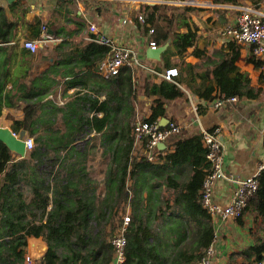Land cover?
Segmentation results:
<instances>
[{
  "label": "trees",
  "instance_id": "1",
  "mask_svg": "<svg viewBox=\"0 0 264 264\" xmlns=\"http://www.w3.org/2000/svg\"><path fill=\"white\" fill-rule=\"evenodd\" d=\"M248 1L260 8L262 0ZM214 2L239 4V0ZM18 3L13 2L12 8ZM194 9L165 2L140 3L145 22L139 15L135 19L143 38L152 27L155 31L150 37L158 45L168 43L161 55L166 67L179 68L172 57H184L191 47L192 53L203 59L200 63L186 62L185 69L179 68L177 82H157L152 74L138 80L136 69L125 66L119 74L102 78L97 87L92 86L95 93L84 99V106L73 109L76 118L66 117L64 130L53 126L52 131L49 127L45 133H37V124L51 126V114L46 113L44 118L38 114L39 109L54 104L42 102L36 84L17 82L22 71H12L9 66L19 54L15 49L20 44L19 22L0 6V117L5 106L22 107L24 117L14 120L12 129L18 133L26 130L35 141L27 156L16 160L17 154L0 140V264H26L25 254L32 237L47 245L34 264H111L112 239L127 207L131 221L126 232L124 264H201L215 234L212 216L201 198L203 181L210 169L203 136L195 134L177 140L174 150L161 149L157 160L145 153H134L133 128L140 92L153 98L151 114L144 119L154 121L167 115L171 101L186 95L182 88L185 78L180 77L185 70L192 79H215L216 84L202 83L196 90L190 86L192 94L208 102L223 95L253 99L264 88L253 86L248 73L240 70L237 63L242 59L241 45L235 40L227 42L232 52L218 60L197 46L199 27L191 19ZM71 20L74 25L52 24L54 36L65 34L57 48L73 44L80 35L78 43L84 47L79 54L81 66L93 77H100V65L111 47L85 39L87 22L82 15L75 14ZM33 23L36 29L32 39L39 38L41 20ZM244 60L258 69L264 66V59L252 51ZM6 66L7 71L3 69ZM10 76L14 82L8 88L6 78ZM261 78L264 80V72ZM102 95L106 96L103 100ZM88 108L95 114L86 116L84 111ZM97 112L103 115L98 116ZM93 130L101 133V155L106 159L102 180L88 169L90 147L95 146L87 137ZM259 181L245 210L259 221L258 237L240 252L244 264L264 260V171ZM27 187L29 194L25 196Z\"/></svg>",
  "mask_w": 264,
  "mask_h": 264
},
{
  "label": "crops",
  "instance_id": "2",
  "mask_svg": "<svg viewBox=\"0 0 264 264\" xmlns=\"http://www.w3.org/2000/svg\"><path fill=\"white\" fill-rule=\"evenodd\" d=\"M16 1L19 3L12 8L13 2ZM140 3L154 4L141 0H14L12 2L0 0V6L6 8L10 18L17 19L19 22L17 36L20 44L15 47L19 54L9 67L12 71H22V78L17 82L22 83V85L36 84L35 88L42 102L52 101L54 104V106L45 105L39 109L38 114L44 118H47L46 113L51 114V126L47 123L45 125L43 123L37 124V133H45L49 127L52 131L53 126L64 130L66 117L76 118L73 109H79L81 104L84 106V99L91 93H95L92 86L96 85L97 87V82H102V78L107 77L103 76L100 71L98 73L100 77H93L86 67L81 66L79 54L84 47L78 43L81 39L80 35L76 36V41L73 44L63 45L61 49L57 47L45 48L38 53H32L26 49L23 41L32 39L36 29L33 25L34 20L40 19L42 28L43 26L48 28L49 25L48 30L53 34V23L64 27L74 25L71 17L75 14L82 15L87 22L84 30L86 40H89L87 37L89 36L90 25L95 24L99 33L112 39L116 44L133 48L148 67L163 73L166 69L175 66L166 67L161 61L162 54L159 59L148 55L147 50L150 48L148 40L140 35L135 21L136 17L141 14ZM246 4L252 3L248 1ZM259 5L264 11V0ZM234 6L227 5L225 8L231 9ZM198 11V8H195L191 12L192 23L199 27L197 46L205 49L207 56L217 60L222 55L231 53L232 50L227 45L230 40L220 36V30L223 26L218 30H213L212 25L206 24L208 22L206 17H212L211 23H213L219 17L218 12H209V9L202 12ZM230 14L231 12L227 13L228 18ZM61 35L62 37L65 36L64 33ZM192 52L193 48L191 47L184 57L174 55L171 60L173 64H179L180 67L177 65L179 70L185 69L186 62L200 63L203 61L201 57ZM250 53L251 49L248 46L241 45L242 59L237 64L242 72L248 73L253 86L264 88V80L261 78L264 66L258 69L253 64L247 63L244 58ZM9 67L6 66L3 69L7 71ZM187 73L185 70L180 75V77L185 78L182 88L186 95L171 101L167 107V115L163 117L166 120H174L180 123L182 134L166 148L173 151L177 140L201 134L202 128L211 130L215 126H220L221 137L226 150L225 167L227 173L234 180H238L257 172L259 165L264 162V91L256 98L239 97L238 101H226L221 107L213 108L208 101L199 99L198 95L192 94L190 86L196 90L202 83L216 84L215 79L205 81L200 77L192 79V75L187 76ZM148 75L151 74H148L147 71L136 70L138 80H143ZM233 75L234 73L231 74V76ZM152 76H154L155 81L160 82L161 78H155L156 76L153 74ZM6 79L7 86L10 88L14 80L11 76ZM141 90L143 91V89ZM105 97L102 95L100 99L103 100ZM81 98H83L82 101H80ZM152 100L153 98L140 92L139 101L146 105L141 111L143 114L140 113L142 117H148L151 114ZM193 102H198V117L194 114ZM24 114L22 107L5 106L0 117V127L12 129L13 121L22 119ZM84 114L92 116L95 111L90 112L88 108ZM97 115L102 116L103 113L97 112ZM72 124L73 122L69 125ZM89 132L91 133L87 139L90 145L95 147L97 145L100 148L101 133L95 130ZM203 146H205L204 143ZM16 154V160L22 158V155ZM87 163L90 165V160ZM103 165L102 173L106 167V159ZM103 178L104 174L98 177L100 180ZM236 187V182L218 181L214 192L215 200L220 203H228L233 197ZM28 189L27 187L25 196L29 194ZM257 224L259 221H256L255 215L249 211L244 214L241 221L229 219L222 222L216 242L219 264H244L245 259L240 252L258 237ZM46 250V243L40 238L32 237L29 240L26 253L38 258Z\"/></svg>",
  "mask_w": 264,
  "mask_h": 264
},
{
  "label": "built area",
  "instance_id": "3",
  "mask_svg": "<svg viewBox=\"0 0 264 264\" xmlns=\"http://www.w3.org/2000/svg\"><path fill=\"white\" fill-rule=\"evenodd\" d=\"M143 2H165L174 5H190L195 8L201 7H222L227 4H216L211 0H141ZM239 10L233 23H227L220 30L221 38L235 40L242 46H248L251 51L258 57L264 59V11L252 4H240L236 6ZM215 8V7H214ZM142 23L145 17L139 14ZM154 28H150L146 36L150 48H157L160 45L156 43L150 36L154 33ZM89 40L97 41L111 47L108 56L102 61L99 71L105 77L114 76L120 73L125 66L134 67L147 71L148 74H154L158 78L170 81H176L179 76L177 67L166 69L163 73L148 67L139 57L138 52L129 46L116 44L112 39L104 36L96 30V25L91 24L89 28ZM63 38L51 34L46 26L42 28V35L39 38L27 39L23 41V45L32 53H38L45 48H56L61 46ZM22 44V42H21ZM181 86V85H180ZM237 95L217 98L209 105L213 108H219L226 101H238ZM198 102H193L194 114L198 117ZM14 135H18L13 129L9 128ZM134 131V153L136 149H140L142 153L147 154L151 159L156 160L160 153L158 145L165 143L166 147L173 144L182 134V126L180 123L160 118L154 121H147L144 117L138 115L136 119ZM201 135L203 143L207 148V160L210 169L204 178L201 193L204 207L210 212L215 234L212 243L207 248L201 259V264H219L216 242L219 237V229L223 221L229 219H238L243 217L248 206L250 198L259 188V177L264 171V162L259 165L258 171L244 178L234 180L226 171L225 167V144L221 137V127L215 126L213 129L202 128ZM26 152L33 149L35 145L34 137L27 135L25 138ZM229 180L237 183L234 195L228 203H220L215 200L214 192L218 181ZM129 210V209H128ZM127 210V211H128ZM130 211V210H129ZM131 221V214L123 215V222L119 226L112 239L114 244V258L111 264H124L126 261V232ZM36 258L34 255L25 254L26 264H34ZM263 261L259 264H262Z\"/></svg>",
  "mask_w": 264,
  "mask_h": 264
},
{
  "label": "rangeland",
  "instance_id": "4",
  "mask_svg": "<svg viewBox=\"0 0 264 264\" xmlns=\"http://www.w3.org/2000/svg\"><path fill=\"white\" fill-rule=\"evenodd\" d=\"M211 1L213 3H215L214 0H211ZM247 2H248V0H239V2H238L239 4L225 3L227 5H235L234 8H231V9H229L228 7H226V8L222 7V9H216V8H214L216 6H214V7H201V8H198V10H199L198 12H202V11H205L208 9L210 10L209 12H211V11H214V13L218 12L219 17L213 23H211L212 17H206V20L208 21L206 24L212 25L213 30H215V29L218 30L222 26H225L227 23H233L235 21L234 18H236L237 14L239 13L236 6H238L240 4H246ZM249 2H251V1H249ZM229 12H231V14H230V17L228 18L227 13H229ZM155 78H158V77L156 76ZM145 107H146V105L144 104V102L141 103V101L138 100V102H137V114L142 116L143 113L141 111H143ZM140 113H142V114H140ZM90 148L91 149H90V154H89V160L91 163H90V165H88V167L91 170L93 175L98 176V177L102 176L104 174V173H102V170L104 167L103 163L105 161V157L101 155V153H102V150L100 149L101 147L99 148L96 145V147H90ZM135 151H136V154L142 153V151L140 149H136ZM26 154H28V152ZM127 209H129V208L127 207ZM128 213L131 214V211L126 210L124 215H126Z\"/></svg>",
  "mask_w": 264,
  "mask_h": 264
},
{
  "label": "water",
  "instance_id": "5",
  "mask_svg": "<svg viewBox=\"0 0 264 264\" xmlns=\"http://www.w3.org/2000/svg\"><path fill=\"white\" fill-rule=\"evenodd\" d=\"M8 1L12 2L14 0H8ZM167 46H168V43H165L163 45H160L157 48H149L147 50V53L149 56L159 59L160 55L165 51ZM27 135H28V132L24 129L20 130V132L16 136L12 133V131L9 128L0 127V140L3 141L11 151L22 155V157L25 156L26 154L25 138ZM158 147L160 149H165L166 144L160 143ZM262 264H264V260Z\"/></svg>",
  "mask_w": 264,
  "mask_h": 264
}]
</instances>
